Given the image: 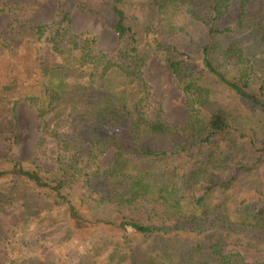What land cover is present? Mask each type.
<instances>
[{
	"label": "trees",
	"instance_id": "obj_1",
	"mask_svg": "<svg viewBox=\"0 0 264 264\" xmlns=\"http://www.w3.org/2000/svg\"><path fill=\"white\" fill-rule=\"evenodd\" d=\"M74 10L113 29L114 59L98 49L97 33L72 30ZM155 58L185 95L182 126L162 104L152 113ZM24 100L51 114L49 134L70 146L56 170L0 157V209L35 192L26 222L43 226L42 245L62 214L94 232L80 264L138 255L143 264H253L224 246L264 249L246 233L264 230V0H59L51 22L10 42L0 34V108L15 117ZM92 173L105 176L118 205L151 203L168 218L211 221L170 227L102 209L69 186Z\"/></svg>",
	"mask_w": 264,
	"mask_h": 264
},
{
	"label": "rangeland",
	"instance_id": "obj_2",
	"mask_svg": "<svg viewBox=\"0 0 264 264\" xmlns=\"http://www.w3.org/2000/svg\"><path fill=\"white\" fill-rule=\"evenodd\" d=\"M58 2L59 0H3L0 5V34L10 42L16 36L26 33L32 26L51 22L56 17ZM72 30L79 33L85 31L97 33L98 49L113 59L116 57L119 38L113 29L102 24L99 16L74 10ZM40 49L44 56L53 57L46 45L40 46ZM150 67L149 77L154 90L151 98L152 113L156 114L162 104L163 116L170 123L184 125L188 112L184 105L185 95L182 89L174 82L171 72L159 59L153 60ZM46 119L51 125L55 122L51 114L41 113L38 106L29 100L19 104L15 117L8 107L0 108V157L37 161L49 170H56L61 166L69 157L70 146H65L49 134L51 129ZM112 155L110 151L100 156L103 168L110 163ZM69 186L90 197L92 203L100 204L102 209L119 211L129 218L140 221L150 223L151 220L156 225L205 226L211 221L168 218L162 213L160 205L151 203H143L137 207L118 205L107 198L109 184L101 174H85L78 180L70 181ZM25 192L26 198L21 197L11 207L0 209V264H15V260H19L18 264H41L40 259L44 258L52 264H80L83 254L92 243L94 232L91 229L73 227L60 214L57 220H53L57 224L49 231L50 239L42 245L43 226L37 222H26L28 216L25 212L28 202L31 201L28 198L36 199L39 196L29 188ZM2 207L0 202V208ZM57 214L55 211V216H58ZM104 231L105 233L100 234L106 237V230ZM246 233L264 242V230H246ZM32 245L35 248L33 252L30 248ZM223 250L228 253H241L253 264H264V249L259 250L247 244H228ZM141 258V255H138V260L134 261L129 257L123 262L120 261L122 262L120 264H143ZM114 264H117V261H114Z\"/></svg>",
	"mask_w": 264,
	"mask_h": 264
}]
</instances>
